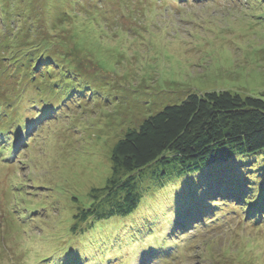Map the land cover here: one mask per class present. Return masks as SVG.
Here are the masks:
<instances>
[{
	"label": "rangeland",
	"instance_id": "374dc122",
	"mask_svg": "<svg viewBox=\"0 0 264 264\" xmlns=\"http://www.w3.org/2000/svg\"><path fill=\"white\" fill-rule=\"evenodd\" d=\"M7 1L0 0V9ZM46 1L33 0L35 18L41 14V24L61 28L59 40L67 43L55 51L77 57L82 72L78 78L50 61L40 71L36 61L29 66L18 44L19 19L11 22L17 51L0 42V264H67L68 253L80 264H137L150 248L156 256L144 264H264V216L234 202L206 214V202L193 201L197 192L205 189L221 202L222 190L217 179L215 189L204 187V174L176 180L177 171L167 168L170 181L152 187L129 217L99 224L76 219L93 204L91 190L113 177L115 144L146 118L191 93L264 98V3ZM25 20L23 32L35 47L43 36ZM219 165L224 182L238 174L235 159ZM155 170L147 179L161 171ZM202 216L208 222L198 225ZM175 226L184 227L176 236Z\"/></svg>",
	"mask_w": 264,
	"mask_h": 264
},
{
	"label": "trees",
	"instance_id": "16d2710c",
	"mask_svg": "<svg viewBox=\"0 0 264 264\" xmlns=\"http://www.w3.org/2000/svg\"><path fill=\"white\" fill-rule=\"evenodd\" d=\"M10 1L14 2L16 7H11ZM39 1L42 2V0ZM263 3L264 0H256V4ZM42 4L44 7L48 6L49 9L47 1L45 3L43 1ZM35 10L38 11L33 0H20V4L18 0L6 2L5 6L0 9V26L3 25L4 30L10 31L11 34L6 35L0 28V34H4L0 40L2 46L13 53L17 51L13 46L14 39L11 37L15 36L11 22L14 23L19 19L20 26L17 27V31L22 36L18 44L23 46L25 54L21 58L29 66L36 67V61L40 71L43 64L50 61L60 69L70 67V72L78 73L79 78L82 71L80 66H75L73 63L78 58H68L64 51L59 53L55 51L54 45L59 44L58 47H63V44L67 43L59 40L65 35L64 32L61 33L59 26L51 25L47 28V24H41L42 16L37 13L35 18ZM26 17L34 21L35 25H32L31 31L43 36L35 43V47L38 44L42 50L39 47L35 49L30 44L32 40L26 38L27 31L23 32ZM44 22L48 23L46 20ZM62 29L68 31L64 24ZM2 46L0 45V48ZM52 51L55 52L51 53ZM48 53L50 57L45 58ZM21 58L13 61L16 68L22 64L20 63ZM15 71L17 72V69ZM65 71L60 75H68ZM33 75L31 80H34ZM262 154H264V98L245 96L227 90L191 93L182 104L168 106L146 118L137 128L129 129L125 136L115 144L110 157L113 177L104 187L91 190L93 204L89 210L81 211L76 219H80L83 223L95 220L96 224H99L101 221L109 222L115 218L129 217L137 211L145 199L149 198L152 187H162L170 181L169 174L166 172L167 168H174L177 171L174 175L176 180L186 179L182 175L188 177L193 174H204L208 176L204 187L209 190L215 189L214 180H219L222 190L221 202L218 198H211V192L207 195L205 189L199 190L197 192L199 197L193 199L196 204L206 202V207H208L206 214L210 215L212 212H217L216 209L224 204L234 202L239 205L241 203L248 205L250 215L262 218L264 216V166L258 161V157H263ZM234 159L237 162L238 174L232 176L233 179L224 182L219 173V164L227 166ZM234 166L236 165L233 164L231 167ZM154 168H156L155 172L161 171L156 176L147 179L148 171ZM248 186L255 189L248 193ZM208 196L212 200L208 199ZM182 200L185 201L184 198ZM172 203L174 204L175 200H172ZM206 222L208 220L202 216L198 225ZM175 227L173 234L175 236L176 230L177 232L184 230V227ZM154 249L145 250L141 263L137 264L152 261L157 253ZM70 258L71 254L68 253L66 255L67 264H80V262L76 263L80 260L69 261ZM108 262L104 263L108 264Z\"/></svg>",
	"mask_w": 264,
	"mask_h": 264
},
{
	"label": "clouds",
	"instance_id": "9594fccd",
	"mask_svg": "<svg viewBox=\"0 0 264 264\" xmlns=\"http://www.w3.org/2000/svg\"><path fill=\"white\" fill-rule=\"evenodd\" d=\"M81 98H83V97L81 96ZM81 98H80V99H81Z\"/></svg>",
	"mask_w": 264,
	"mask_h": 264
}]
</instances>
